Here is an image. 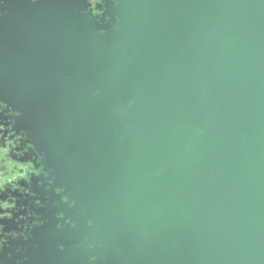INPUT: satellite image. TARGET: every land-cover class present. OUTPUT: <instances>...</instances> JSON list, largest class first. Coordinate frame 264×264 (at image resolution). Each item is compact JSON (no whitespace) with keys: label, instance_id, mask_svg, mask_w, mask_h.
<instances>
[{"label":"water","instance_id":"obj_1","mask_svg":"<svg viewBox=\"0 0 264 264\" xmlns=\"http://www.w3.org/2000/svg\"><path fill=\"white\" fill-rule=\"evenodd\" d=\"M90 8H0V100L52 193L8 264H264V0Z\"/></svg>","mask_w":264,"mask_h":264},{"label":"flooded vegetation","instance_id":"obj_2","mask_svg":"<svg viewBox=\"0 0 264 264\" xmlns=\"http://www.w3.org/2000/svg\"><path fill=\"white\" fill-rule=\"evenodd\" d=\"M104 1L90 0L94 15L101 14L98 7ZM3 5L4 0H0V8ZM14 117V112L0 100V264H8L10 250L15 254L27 252L17 244L31 239L32 232L43 224L42 211L47 207L42 199L47 201L52 194L43 158L27 134L17 127Z\"/></svg>","mask_w":264,"mask_h":264},{"label":"clouds","instance_id":"obj_3","mask_svg":"<svg viewBox=\"0 0 264 264\" xmlns=\"http://www.w3.org/2000/svg\"><path fill=\"white\" fill-rule=\"evenodd\" d=\"M69 79H71V78H69ZM89 247L92 248V245H90ZM97 259H98L97 257L93 256L91 258L90 264H93V261H96Z\"/></svg>","mask_w":264,"mask_h":264}]
</instances>
